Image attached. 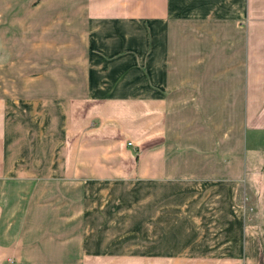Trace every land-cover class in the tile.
I'll use <instances>...</instances> for the list:
<instances>
[{"label":"crops","instance_id":"crops-1","mask_svg":"<svg viewBox=\"0 0 264 264\" xmlns=\"http://www.w3.org/2000/svg\"><path fill=\"white\" fill-rule=\"evenodd\" d=\"M1 13L54 36L17 95L0 86V264L14 203L86 240L73 264H264V0Z\"/></svg>","mask_w":264,"mask_h":264},{"label":"rangeland","instance_id":"rangeland-1","mask_svg":"<svg viewBox=\"0 0 264 264\" xmlns=\"http://www.w3.org/2000/svg\"><path fill=\"white\" fill-rule=\"evenodd\" d=\"M10 0H6V4ZM7 5V9H8ZM2 0H0V21ZM8 16L5 13V17ZM5 25V23H4ZM1 27V22H0ZM52 31L40 30H7L0 29V86L3 85L8 88V84L15 88L17 95V87L19 81L23 80L26 76H32L33 63L29 59L36 57L43 58L46 54L45 45L49 43ZM23 59L19 62V60ZM25 72H22L24 71ZM28 78V77H27ZM27 78L25 81H27ZM2 93L0 92V95ZM16 202V201H15ZM24 216H21L23 213ZM11 214L10 222L6 223L7 234L9 231L10 237L4 239V246L8 249L7 264H43L41 260L53 261L58 260L56 264H73L77 260L79 254L75 253V249L82 246L86 241L82 238H65V237H50V232L60 233L59 228H62V235L64 230L69 229V225L65 227L58 221H38L41 217V212H36L32 205H13L8 206L5 217ZM16 215V216H14ZM49 218L48 216H42ZM1 226V225H0ZM127 242L128 239L122 240ZM0 244H2L0 239ZM92 247V243H89ZM112 246V245H111ZM37 250H36V249ZM113 248V246H112ZM122 252L128 251V243L121 247ZM125 248V251H124ZM35 249V250H34ZM119 248L114 249L117 251ZM54 255L50 256L52 253ZM118 252V251H117ZM92 255V254H90ZM90 256L89 264H115L111 263L105 258ZM57 257V258H55ZM72 261H65L70 260ZM63 260V261H62ZM32 261V262H31Z\"/></svg>","mask_w":264,"mask_h":264},{"label":"built area","instance_id":"built-area-1","mask_svg":"<svg viewBox=\"0 0 264 264\" xmlns=\"http://www.w3.org/2000/svg\"><path fill=\"white\" fill-rule=\"evenodd\" d=\"M235 264H245V263H243L242 261H238Z\"/></svg>","mask_w":264,"mask_h":264},{"label":"trees","instance_id":"trees-1","mask_svg":"<svg viewBox=\"0 0 264 264\" xmlns=\"http://www.w3.org/2000/svg\"><path fill=\"white\" fill-rule=\"evenodd\" d=\"M135 158H136V153L134 154Z\"/></svg>","mask_w":264,"mask_h":264}]
</instances>
